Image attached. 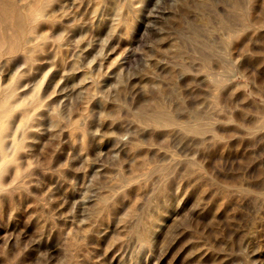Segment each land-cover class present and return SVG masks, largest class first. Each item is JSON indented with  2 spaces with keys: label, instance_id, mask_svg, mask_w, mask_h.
<instances>
[{
  "label": "rangeland",
  "instance_id": "1",
  "mask_svg": "<svg viewBox=\"0 0 264 264\" xmlns=\"http://www.w3.org/2000/svg\"><path fill=\"white\" fill-rule=\"evenodd\" d=\"M48 1L27 5L48 4L46 50L0 74L22 71L18 91L38 102L20 155L30 184L1 204L0 264H264V0ZM153 100L218 119L220 139L156 132L136 117ZM153 165L165 184L146 180Z\"/></svg>",
  "mask_w": 264,
  "mask_h": 264
},
{
  "label": "bare ground",
  "instance_id": "2",
  "mask_svg": "<svg viewBox=\"0 0 264 264\" xmlns=\"http://www.w3.org/2000/svg\"><path fill=\"white\" fill-rule=\"evenodd\" d=\"M49 1L51 2L52 0ZM0 2V40H9L8 37L11 35L10 32L6 31L7 27L5 25L8 24L7 21H10L13 24L12 26L15 27V32L13 34L15 37L14 40H16L6 47L0 45V74L1 70L14 69L16 67L13 65L14 60L20 55L24 59V63L27 65V70L29 71L34 67L37 54L41 51H45L48 45L46 40L47 36L40 34L36 26L38 20L50 19V15L44 12L47 10L46 6H48V4L33 13L27 8V5L31 4V0H22L21 2L19 0H0ZM238 4V1H234V5ZM223 27L227 30V32L224 31V33L228 34V36H231L234 32L229 25L226 26V24H223ZM223 27H221V29ZM196 39L197 37H195V40ZM224 39V43L230 42V40ZM196 41L199 40L197 39ZM181 52V46H177L176 53L180 54ZM220 57L223 61H227L228 56L226 47L223 48ZM206 67L208 68L207 70H209V75L215 74L211 70V67ZM21 72L22 71L17 70L11 78H8L9 82L7 84L1 80L0 75V211L2 201L6 198L8 199L16 189L28 184L32 174V170H28V168L26 169L24 166V162H22L20 155L25 146L24 142L27 132L35 125L33 122L38 121V115L35 112L38 102L35 97L33 99L28 98V92L25 91L24 88L18 91L20 87H22V85H18L19 79H17ZM61 117V112L59 110L56 111L53 114L52 123L56 126L60 122ZM136 117L138 121L150 126L156 132L165 136L170 135L174 130L180 131L182 135L192 134L202 139L207 134H210L213 139L219 140L221 135L218 134L219 127H216L218 119L205 115V113L203 114L199 111H195L190 117L187 116L186 119L182 120L177 116V112L174 109L157 100H153L151 104L143 107L138 114L136 113ZM257 127H264L263 119ZM207 138L209 139V137ZM202 139H200V141H202ZM204 142L202 141V143ZM31 164L32 162H28V167H31ZM166 169L167 167L163 165H153L149 167L144 172V175H147L146 180H149L156 173L158 174L159 186L165 184L169 174V172H167L168 169ZM141 225L143 224L141 223ZM141 225L138 223V231L144 236L146 234L145 238L148 240L149 238L147 235L153 230L154 226L151 227V229L145 228L143 230L140 227Z\"/></svg>",
  "mask_w": 264,
  "mask_h": 264
}]
</instances>
